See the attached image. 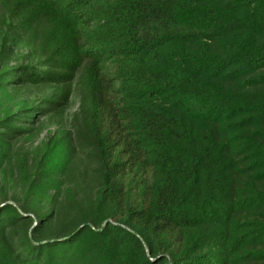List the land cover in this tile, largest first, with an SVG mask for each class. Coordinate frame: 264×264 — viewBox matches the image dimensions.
I'll return each mask as SVG.
<instances>
[{
    "label": "trees",
    "instance_id": "16d2710c",
    "mask_svg": "<svg viewBox=\"0 0 264 264\" xmlns=\"http://www.w3.org/2000/svg\"><path fill=\"white\" fill-rule=\"evenodd\" d=\"M0 264H264V0H0Z\"/></svg>",
    "mask_w": 264,
    "mask_h": 264
},
{
    "label": "rangeland",
    "instance_id": "374dc122",
    "mask_svg": "<svg viewBox=\"0 0 264 264\" xmlns=\"http://www.w3.org/2000/svg\"><path fill=\"white\" fill-rule=\"evenodd\" d=\"M78 90H76V89H74V94H73V97H72V99H71V105H70V112H73V111H75L76 110V108H77V106H78V96H77V92ZM45 133H46V130H43L41 133H40V135H39V137L36 139V141L38 142V140L39 139H41L44 135H45ZM35 141V143H37ZM128 170H130L131 171V169H127V171ZM129 173L130 172H128V174L125 176V179L127 180V178H128V175H129ZM139 173L140 172H137V175H135L133 172H131L130 173V175L129 176H133L134 177V179H136V176H137V185H138V177H139Z\"/></svg>",
    "mask_w": 264,
    "mask_h": 264
}]
</instances>
